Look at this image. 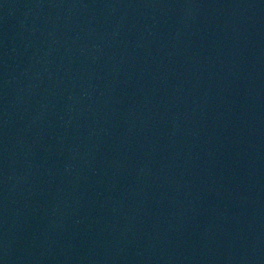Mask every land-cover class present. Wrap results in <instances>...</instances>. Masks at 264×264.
<instances>
[{
	"label": "water",
	"instance_id": "95a60500",
	"mask_svg": "<svg viewBox=\"0 0 264 264\" xmlns=\"http://www.w3.org/2000/svg\"><path fill=\"white\" fill-rule=\"evenodd\" d=\"M0 264H264V0H0Z\"/></svg>",
	"mask_w": 264,
	"mask_h": 264
}]
</instances>
